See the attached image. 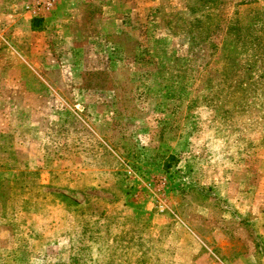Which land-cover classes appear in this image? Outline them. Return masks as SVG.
Listing matches in <instances>:
<instances>
[{"label": "rangeland", "instance_id": "1", "mask_svg": "<svg viewBox=\"0 0 264 264\" xmlns=\"http://www.w3.org/2000/svg\"><path fill=\"white\" fill-rule=\"evenodd\" d=\"M149 7L129 34L132 49L137 37L142 45L125 80L140 87V119L150 115L132 125L138 134L110 131L108 149L48 140L56 155L40 157L39 171H25L19 138L0 143V264H178L170 238L178 215L210 234L223 209L198 186L201 161L264 150V0ZM117 163L125 170H97ZM77 164L86 171L71 170Z\"/></svg>", "mask_w": 264, "mask_h": 264}, {"label": "crops", "instance_id": "2", "mask_svg": "<svg viewBox=\"0 0 264 264\" xmlns=\"http://www.w3.org/2000/svg\"><path fill=\"white\" fill-rule=\"evenodd\" d=\"M29 1L6 6L0 0V143L19 138L25 171H39L40 157L52 158L46 164L56 155L46 151L48 140L74 138L79 147L97 140L108 149L110 131L123 139L138 134L132 125L149 122L150 115L140 119V87L125 82L142 45L137 37L132 49L129 34L137 14L160 0H56L53 12L41 15L27 8ZM112 150L123 160L122 148ZM262 151L235 148L196 166L198 186L211 188L223 209L210 234L178 215L170 235L178 264H264ZM77 165L71 170L86 171ZM97 170L125 168L117 163ZM228 224L237 230L224 228Z\"/></svg>", "mask_w": 264, "mask_h": 264}, {"label": "built area", "instance_id": "3", "mask_svg": "<svg viewBox=\"0 0 264 264\" xmlns=\"http://www.w3.org/2000/svg\"><path fill=\"white\" fill-rule=\"evenodd\" d=\"M56 0H32V4L28 7L35 14H43L52 11Z\"/></svg>", "mask_w": 264, "mask_h": 264}]
</instances>
